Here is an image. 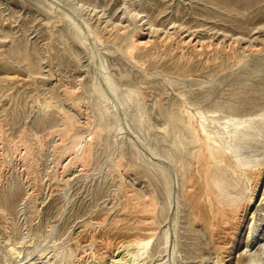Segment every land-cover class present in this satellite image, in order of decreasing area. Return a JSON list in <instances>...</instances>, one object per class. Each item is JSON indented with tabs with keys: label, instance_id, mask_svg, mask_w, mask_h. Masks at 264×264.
I'll use <instances>...</instances> for the list:
<instances>
[{
	"label": "rangeland",
	"instance_id": "obj_1",
	"mask_svg": "<svg viewBox=\"0 0 264 264\" xmlns=\"http://www.w3.org/2000/svg\"><path fill=\"white\" fill-rule=\"evenodd\" d=\"M135 37L145 46L129 48ZM260 109L264 0H0V264H99L100 242L131 239L126 229L142 222L131 208L145 198L154 235L133 264H264L263 152L241 151L261 171L252 178L220 140L206 158L208 188L223 178L232 197L242 191L243 210L210 241L182 194L191 145L175 125L181 111ZM63 117L77 127L62 132Z\"/></svg>",
	"mask_w": 264,
	"mask_h": 264
},
{
	"label": "bare ground",
	"instance_id": "obj_2",
	"mask_svg": "<svg viewBox=\"0 0 264 264\" xmlns=\"http://www.w3.org/2000/svg\"><path fill=\"white\" fill-rule=\"evenodd\" d=\"M45 2V1H44ZM47 2V1H46ZM49 3V2H48ZM49 5V4H47ZM53 5V4H52ZM207 5V4H206ZM51 6V3H50ZM213 6V5H212ZM249 7V6H248ZM51 8V7H50ZM221 10V9H220ZM51 11V10H50ZM219 11V10H218ZM227 11V10H226ZM52 13V12H51ZM136 14V13H135ZM228 14V13H227ZM244 15V14H243ZM58 20L68 19L66 14H61L60 17H57ZM242 19V18H241ZM230 23V22H229ZM246 23V21H245ZM4 24V23H3ZM82 24L86 27V30L89 31L90 35H93V31L88 24L83 21ZM73 25V35L81 38V29L80 27L75 26L76 24L71 22ZM113 25V24H112ZM48 26V25H47ZM83 26V27H84ZM123 26V25H122ZM128 26V25H127ZM243 27V26H242ZM246 27V26H245ZM194 28V27H193ZM221 28V27H220ZM248 28V27H247ZM49 29V28H48ZM85 31V28L83 29ZM108 30V29H107ZM244 30V29H243ZM87 31V32H88ZM86 32V31H85ZM86 32V33H87ZM220 32V30H219ZM85 33V34H86ZM119 33V32H118ZM138 33V32H137ZM178 33V32H177ZM181 33V32H180ZM52 34V33H51ZM158 34V33H157ZM162 34V33H161ZM235 34V33H234ZM184 35V34H183ZM230 35V34H229ZM137 36V35H136ZM171 36V35H170ZM238 36V35H237ZM160 37V36H159ZM184 37V36H183ZM152 38V37H151ZM185 38V37H184ZM166 39V37H165ZM192 39V38H191ZM245 39V38H244ZM84 40V39H83ZM145 40V38H144ZM151 40V39H150ZM263 40V39H262ZM43 41V40H42ZM50 41V40H49ZM149 41V40H148ZM185 41V40H184ZM191 41V40H190ZM227 41V40H226ZM183 42V41H182ZM225 42V41H224ZM48 43V42H47ZM206 43V42H205ZM145 42L140 41L138 38H132L129 48H137L144 45ZM192 44V43H191ZM208 44V43H207ZM147 45V43H146ZM172 45V44H171ZM193 45V44H192ZM199 45V44H198ZM145 46V45H144ZM227 46V45H226ZM3 47V46H2ZM85 47V46H84ZM244 47V46H243ZM208 48V47H207ZM227 48V47H226ZM182 49V48H181ZM199 49V48H198ZM257 49V48H255ZM253 50V49H252ZM218 51V50H217ZM131 53V52H130ZM125 53L129 57V60H133V57ZM151 53V52H150ZM210 53V52H209ZM212 53V52H211ZM250 53V52H249ZM245 54V53H244ZM247 54V53H246ZM37 55V53H36ZM35 55V56H36ZM251 55V54H249ZM210 56V55H208ZM39 58L38 56H36ZM245 58V57H244ZM9 59V58H8ZM227 59V58H226ZM163 60V58H162ZM231 60V59H230ZM126 61V60H125ZM160 61V60H159ZM23 62V61H22ZM184 62V61H183ZM198 62V61H197ZM30 64V63H28ZM181 65V63H180ZM31 66V65H30ZM33 67V66H32ZM35 67V66H34ZM33 67V68H34ZM38 67V65H37ZM39 68V67H38ZM211 68V67H210ZM225 68V67H224ZM220 69V68H219ZM37 70H40L37 69ZM36 71V68H35ZM3 72V71H1ZM33 72V71H32ZM32 74V73H31ZM14 77V76H13ZM25 80V79H24ZM23 80V81H24ZM22 81V80H21ZM26 86V85H25ZM65 86V85H64ZM81 86V85H80ZM59 88V87H58ZM247 88V87H246ZM4 90V89H3ZM72 91V90H71ZM76 91V90H74ZM57 92V90H56ZM95 92V91H94ZM145 92V91H144ZM8 93V92H7ZM54 93V91H53ZM71 93V92H70ZM96 93V92H95ZM146 93V92H145ZM143 96L145 95L142 93ZM53 95V94H52ZM57 95V94H56ZM142 96V95H141ZM59 99V98H58ZM57 100V99H56ZM62 100V99H61ZM58 101V100H57ZM97 101V100H96ZM259 103V102H258ZM261 103V102H260ZM54 104V103H53ZM60 104V103H59ZM78 105V104H77ZM158 105V104H157ZM176 105V104H175ZM73 106V105H72ZM80 106V105H79ZM77 107V106H76ZM99 107V106H98ZM56 108V107H55ZM70 108V107H69ZM81 108V107H79ZM63 109V107H62ZM102 110V109H101ZM230 110V109H229ZM257 110V109H256ZM53 111V110H52ZM74 111V110H73ZM69 112V111H68ZM98 112V111H97ZM237 112V111H233ZM247 112V111H246ZM71 113V112H70ZM83 113V112H81ZM216 111L212 112V115H215ZM75 116V115H74ZM112 116V115H111ZM52 117V116H51ZM54 117V116H53ZM52 117V118H53ZM180 122L175 124L181 129L182 135L191 145L190 151V166L188 171H182L181 173V189L182 194L186 201L190 204L194 218L202 222L203 229L208 235L210 241L213 238H220L225 236L228 232L234 229V220L238 217L237 215L242 214L243 210L240 204H234V201H237L241 195L242 191L238 190L235 196L232 197L231 193H228V187L223 184V178H217L215 175L211 177L214 181V185L211 188L207 186L208 179V168L206 167L205 160L209 154L214 153L216 149H222L225 146L230 152L231 158L234 160V167L236 171L241 172L244 176L253 177L260 176L261 171H256L254 166L250 167L252 160L249 154L245 155L241 151H262L264 154V109H260L257 113L254 114H230L228 116H223L222 118H217L215 116H206L203 112L195 110V112L188 113L187 111H181L179 116ZM56 119V118H55ZM140 119V118H139ZM58 120V119H57ZM62 120V119H60ZM96 120V119H95ZM76 122V120H74ZM61 122V121H60ZM78 122V121H77ZM85 123V122H84ZM64 129L62 132H70L74 127H77L68 117H63ZM174 124V123H173ZM82 125V124H81ZM60 127V126H58ZM62 127V125H61ZM50 128V127H49ZM2 130V129H0ZM94 130V129H93ZM53 131V129H52ZM74 131V130H73ZM2 135V134H1ZM44 135V134H43ZM90 135V134H89ZM30 136V135H29ZM41 136V135H40ZM56 136V135H55ZM98 136V135H97ZM1 137V136H0ZM44 137V136H42ZM72 137V136H71ZM101 137V136H99ZM32 138V137H31ZM36 138V137H35ZM40 138V137H39ZM56 138V137H55ZM103 138V137H102ZM52 139V138H51ZM62 139V138H61ZM65 139V138H64ZM8 140V139H7ZM14 140V138H13ZM19 140V139H17ZM23 140V139H22ZM39 139H37L38 141ZM42 140V139H41ZM59 140V139H57ZM100 140V138H99ZM218 140L221 141L222 148L219 146ZM21 141V140H20ZM61 141V140H60ZM10 142V141H9ZM17 142V141H16ZM32 142V141H31ZM36 142V141H34ZM40 142V141H38ZM44 142V141H43ZM11 143V142H10ZM24 143V142H22ZM55 143V142H54ZM58 143V142H57ZM63 143V141H62ZM3 144V143H2ZM15 144V143H14ZM13 144V145H14ZM96 144V143H95ZM1 145V144H0ZM11 145V144H10ZM43 145V144H42ZM41 145V146H42ZM176 145H181L179 140ZM15 146V145H14ZM23 146V145H22ZM21 145L19 147H22ZM101 146V145H100ZM1 147V146H0ZM5 147V146H4ZM10 147V146H9ZM18 147V148H19ZM39 147V145H38ZM96 147V146H95ZM98 147V146H97ZM2 148V147H1ZM17 148V147H15ZM181 148V147H180ZM21 149V148H20ZM94 149V148H93ZM2 150V149H1ZM19 150V149H17ZM22 150V149H21ZM13 151V150H12ZM16 151V150H15ZM23 151V150H22ZM179 151V149H178ZM33 152V151H32ZM15 153V152H14ZM20 153V152H19ZM24 153V152H23ZM29 153V152H28ZM27 153V154H28ZM93 153V152H92ZM250 153V152H249ZM13 154V152L11 153ZM17 154V152H16ZM7 155V154H6ZM18 155V154H17ZM22 155V154H21ZM20 155V156H21ZM58 155V154H57ZM68 155V154H67ZM66 155V156H67ZM2 156V155H1ZM0 156V157H1ZM8 156V155H7ZM12 156V155H11ZM73 156V154H72ZM65 157V156H64ZM68 157V156H67ZM71 157V156H70ZM69 157V158H70ZM180 157V156H179ZM6 158V157H5ZM11 158V157H10ZM13 158V157H12ZM15 158V157H14ZM63 158V157H61ZM118 159V156H117ZM166 159L170 162H176L177 156L175 154L167 153ZM19 160V159H17ZM15 160V161H17ZM63 160V159H62ZM79 160V159H78ZM22 161V160H21ZM68 161V159H67ZM76 161V159H75ZM2 162V161H1ZM25 162V161H24ZM28 162V161H27ZM115 162V161H114ZM118 162V160H117ZM11 163V162H10ZM31 163V162H30ZM73 163V162H72ZM21 164V163H20ZM27 164V163H26ZM61 164V163H60ZM66 164V163H65ZM78 164V163H77ZM25 165V164H24ZM70 165V164H69ZM114 165V164H113ZM63 166V165H62ZM60 166V167H62ZM120 166V165H119ZM256 166V164H255ZM28 167V166H27ZM65 167V166H64ZM72 167V166H71ZM1 168V166H0ZM58 168V167H57ZM68 169V168H67ZM118 169V168H117ZM4 170V169H3ZM26 170V169H25ZM60 170V169H59ZM71 170V169H70ZM84 170V169H83ZM21 171V170H20ZM23 171V170H22ZM56 171V170H54ZM119 171V170H118ZM25 172V171H24ZM23 173V172H22ZM32 173V172H31ZM27 174V173H26ZM34 174V173H33ZM61 174V172H60ZM120 174V173H119ZM32 175V174H31ZM59 175V174H58ZM63 175V174H62ZM122 175V174H121ZM27 176V175H26ZM33 176V175H32ZM60 177V175H59ZM66 177V176H65ZM64 177V178H65ZM62 178V176H61ZM60 178V179H61ZM124 178V177H123ZM254 179V178H253ZM2 180V179H1ZM65 180V179H64ZM63 180V181H64ZM68 180V179H67ZM61 181V180H60ZM257 181V180H256ZM253 182V181H252ZM27 183V182H26ZM2 184V183H1ZM34 184V183H33ZM63 184V183H62ZM65 184V183H64ZM234 184V183H233ZM237 185V184H236ZM168 186V185H167ZM31 187V186H30ZM230 187V185H229ZM235 186H232L233 189ZM256 188V186H253ZM254 188V189H255ZM236 189V188H235ZM9 190V189H8ZM11 190V189H10ZM237 190V189H236ZM59 191V190H58ZM9 192V191H8ZM125 192V191H124ZM128 192V191H127ZM245 192V191H244ZM11 193V192H10ZM127 193H125L126 195ZM167 194V193H166ZM253 194V193H251ZM215 195V196H213ZM16 196V195H15ZM36 196V194H35ZM213 196V197H212ZM38 197V196H37ZM36 197V198H37ZM145 197V196H144ZM211 200L213 204V210L216 212L208 219L204 215L205 204ZM213 198V199H212ZM231 198V199H230ZM28 199V198H27ZM252 196L249 197L251 201ZM38 200V199H37ZM36 200V201H37ZM213 200V201H212ZM154 200L151 198H145L140 202H137L132 206V212L137 219L142 220L132 227L126 229V233L130 240L119 242V243H110V242H100L99 246L101 247V253L97 260L99 264H130L134 263L137 255L139 257H147V247L150 240L152 239L153 227L152 220L155 213V204ZM222 201H226L230 208L226 212H223ZM131 202V201H130ZM37 203V202H36ZM133 203V202H132ZM210 204V202H209ZM248 204V203H247ZM130 206V205H129ZM247 206V205H246ZM220 207V208H219ZM244 208V207H243ZM117 209V208H116ZM221 209V211H220ZM242 210V211H241ZM248 211V210H247ZM131 212V213H132ZM241 212V213H240ZM1 213V212H0ZM4 215V213H3ZM2 216V215H1ZM241 216V215H240ZM116 220V219H115ZM132 220V219H131ZM151 220V221H149ZM162 221V220H161ZM102 222V221H101ZM159 222V221H158ZM98 224V222H97ZM236 224V223H235ZM238 226V225H237ZM158 227V226H156ZM95 230V229H94ZM250 230V229H249ZM255 231V230H254ZM236 232V231H235ZM9 233V232H8ZM7 233V234H8ZM252 229L250 231V237H252ZM232 235V234H231ZM8 236V235H7ZM96 239V238H95ZM249 239V237H248ZM221 240V239H220ZM251 240V239H250ZM230 241V240H229ZM29 242V241H28ZM88 242V241H87ZM98 242V241H97ZM223 243V242H222ZM251 241L250 245L251 246ZM85 245V244H84ZM247 245V244H246ZM96 246V245H95ZM98 246V245H97ZM82 247V246H81ZM99 249V248H98ZM131 249V250H130ZM261 250V246L258 247L257 251ZM9 253L12 258H19L20 252L14 250V248H9ZM226 254V253H225ZM230 254V253H228ZM246 254V253H245ZM261 254V253H260ZM86 255V254H85ZM57 256V255H56ZM96 256V255H95ZM261 256V255H259ZM258 257V256H257ZM79 258V257H77ZM87 258V257H86ZM85 258V259H86ZM259 258V257H258ZM75 259V257H74ZM78 260V259H77ZM84 260V259H83ZM88 260V258H87ZM257 260H260L257 259ZM254 260L251 259L250 263ZM65 262V257L60 258L59 264ZM143 262V261H142ZM217 264L221 262L219 257L215 261ZM29 264V263H28ZM33 264V263H30ZM97 264V263H96ZM139 264V263H138Z\"/></svg>",
	"mask_w": 264,
	"mask_h": 264
}]
</instances>
